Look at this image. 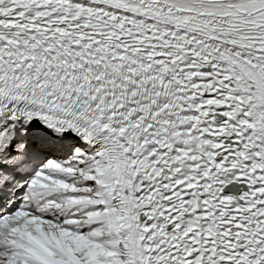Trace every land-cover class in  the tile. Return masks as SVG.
Returning a JSON list of instances; mask_svg holds the SVG:
<instances>
[{
    "label": "snow or ice",
    "instance_id": "6c2138e0",
    "mask_svg": "<svg viewBox=\"0 0 264 264\" xmlns=\"http://www.w3.org/2000/svg\"><path fill=\"white\" fill-rule=\"evenodd\" d=\"M0 264H264V0H0Z\"/></svg>",
    "mask_w": 264,
    "mask_h": 264
}]
</instances>
